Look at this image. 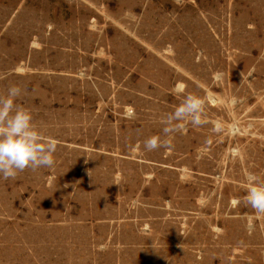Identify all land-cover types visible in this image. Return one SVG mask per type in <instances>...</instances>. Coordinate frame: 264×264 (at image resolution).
Listing matches in <instances>:
<instances>
[{
	"label": "rangeland",
	"instance_id": "obj_1",
	"mask_svg": "<svg viewBox=\"0 0 264 264\" xmlns=\"http://www.w3.org/2000/svg\"><path fill=\"white\" fill-rule=\"evenodd\" d=\"M11 84L58 146L0 178V264H264V0H0ZM189 93L209 123L147 151Z\"/></svg>",
	"mask_w": 264,
	"mask_h": 264
},
{
	"label": "clouds",
	"instance_id": "obj_2",
	"mask_svg": "<svg viewBox=\"0 0 264 264\" xmlns=\"http://www.w3.org/2000/svg\"><path fill=\"white\" fill-rule=\"evenodd\" d=\"M182 94L181 89L176 90ZM25 94V90L16 84L7 87L0 94V178L16 179L25 170L37 172L40 169L54 167V154L58 142L47 137L38 128L30 109L17 103ZM217 103L215 96L201 97L195 94L184 95L174 111L160 119L161 135H152L144 140V148L151 152L171 146L169 137L174 133H182L187 124L201 127L209 123L205 118L207 105ZM217 133L225 130L224 124L217 120L212 122ZM245 181L246 193L234 201L250 208L257 216L264 217V179L249 172ZM251 229V226H249Z\"/></svg>",
	"mask_w": 264,
	"mask_h": 264
}]
</instances>
